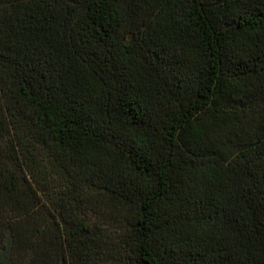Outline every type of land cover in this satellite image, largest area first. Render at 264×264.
Returning <instances> with one entry per match:
<instances>
[{
  "label": "trees",
  "instance_id": "obj_1",
  "mask_svg": "<svg viewBox=\"0 0 264 264\" xmlns=\"http://www.w3.org/2000/svg\"><path fill=\"white\" fill-rule=\"evenodd\" d=\"M0 264H264V0H0Z\"/></svg>",
  "mask_w": 264,
  "mask_h": 264
}]
</instances>
